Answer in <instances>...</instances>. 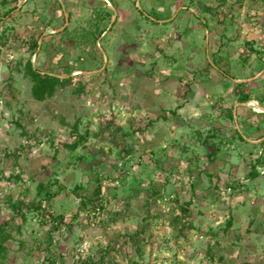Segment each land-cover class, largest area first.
<instances>
[{"label": "rangeland", "instance_id": "1", "mask_svg": "<svg viewBox=\"0 0 264 264\" xmlns=\"http://www.w3.org/2000/svg\"><path fill=\"white\" fill-rule=\"evenodd\" d=\"M263 110L264 0H0V264H264Z\"/></svg>", "mask_w": 264, "mask_h": 264}, {"label": "trees", "instance_id": "2", "mask_svg": "<svg viewBox=\"0 0 264 264\" xmlns=\"http://www.w3.org/2000/svg\"><path fill=\"white\" fill-rule=\"evenodd\" d=\"M37 47H38V45L35 43L34 48H37ZM25 73L27 74V76L30 78V80L32 82L31 95L37 101H43L45 98L51 97L58 86L65 85V84L69 83L70 80L72 79V77L69 74H61L64 77H60L59 76L60 74H50L47 72H42V71L34 68L30 61H28L27 64L25 65ZM235 85L237 88L242 86L241 83H235ZM188 93H191L190 88H187L185 90L184 95H187ZM247 99H248V96L246 94H243V96L239 102H244ZM230 117H232V114L230 115ZM80 139H83V138H80ZM262 143L264 144V140ZM99 193H100V190L97 189V190H94V192H93V195L95 196L94 198L93 197L87 198V197L81 196V195L78 196L80 198L79 204H80V206H82V210L85 211V214L87 216L95 215L96 211H99L103 208L100 203H99V205H97V202L100 201L99 200L100 199ZM93 199L96 200V202H94ZM21 204L22 203H20V202L11 204V208L13 210H15L16 212H19L21 210V208H20ZM188 204L189 203H184L181 206L180 209L183 212V214H185L187 212V209L185 206H187ZM35 208L37 209V211H39L38 206H36ZM47 215L49 216L51 223H52V229L48 232V235H47V238L50 241L51 233L55 232V231H60L59 230L60 226H62L64 223L63 222L64 221V215L63 214L54 215L52 212H48ZM9 238H10V234L6 231V225L0 224V263L3 260V258L5 257V252H6L5 243ZM130 238L136 245L138 238L134 235L130 236ZM49 263L55 264V263H51L50 261H49ZM84 264H86V263H84Z\"/></svg>", "mask_w": 264, "mask_h": 264}, {"label": "crops", "instance_id": "3", "mask_svg": "<svg viewBox=\"0 0 264 264\" xmlns=\"http://www.w3.org/2000/svg\"><path fill=\"white\" fill-rule=\"evenodd\" d=\"M259 140H257V141H252V142H258Z\"/></svg>", "mask_w": 264, "mask_h": 264}, {"label": "water", "instance_id": "4", "mask_svg": "<svg viewBox=\"0 0 264 264\" xmlns=\"http://www.w3.org/2000/svg\"><path fill=\"white\" fill-rule=\"evenodd\" d=\"M239 82H241V81H239ZM263 112H264V110H263Z\"/></svg>", "mask_w": 264, "mask_h": 264}]
</instances>
